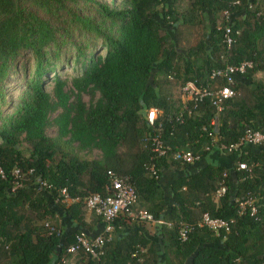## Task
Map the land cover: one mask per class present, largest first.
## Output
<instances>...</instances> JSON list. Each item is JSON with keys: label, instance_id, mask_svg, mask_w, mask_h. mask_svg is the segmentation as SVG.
I'll use <instances>...</instances> for the list:
<instances>
[{"label": "trees", "instance_id": "16d2710c", "mask_svg": "<svg viewBox=\"0 0 264 264\" xmlns=\"http://www.w3.org/2000/svg\"><path fill=\"white\" fill-rule=\"evenodd\" d=\"M178 8L177 0H0V97L18 62L26 55L34 62L19 102L5 115L0 105V264H64L76 234L93 237L96 225L103 226L83 201L104 194L110 173L130 180L140 205L135 210L171 226L154 225L153 236L144 222L119 218L100 260L79 253L75 264H264V151L219 149L247 130L264 133V81L256 78L264 75V0H190ZM226 10L238 33L229 50L217 27ZM179 25L201 26L205 39L181 54L172 36ZM245 61L253 68L237 77V96L217 116L205 99L183 124L174 122L181 103L173 99V80L200 85L223 63ZM69 68L75 74L65 76ZM150 109L162 112L154 126L146 119ZM159 123L170 149L153 157ZM51 128L55 137L47 135ZM208 131L218 140L206 150ZM179 151L200 158L185 164L174 158ZM213 154L230 160L212 161ZM239 163L253 174L238 170ZM151 164L159 179L151 177ZM15 169L22 185L12 190ZM165 171L175 173L168 186ZM38 181L50 188L40 189ZM223 181L227 190L215 199ZM63 189L74 202L64 201ZM248 194L261 206L253 217L239 216L235 199ZM59 213L63 225H50V232L45 221ZM206 213L233 220L231 232L198 227ZM180 223L192 228L185 241Z\"/></svg>", "mask_w": 264, "mask_h": 264}, {"label": "built area", "instance_id": "2783aa9c", "mask_svg": "<svg viewBox=\"0 0 264 264\" xmlns=\"http://www.w3.org/2000/svg\"><path fill=\"white\" fill-rule=\"evenodd\" d=\"M232 6H240V1H235ZM232 15V13L226 10L223 12L221 22H217L218 30L223 32V44L226 45L228 50L234 43L233 34H238L237 32L233 33L231 28L233 21ZM220 59H223V56H220ZM252 68L253 63L248 61L242 62L239 65L223 63L218 68L212 69L202 84L197 85L196 82H187L182 86L181 111L179 112V115L175 117L174 122L177 125L183 124L185 116H192V114L197 111L198 107L204 103L205 99H208L210 105L214 107L215 115L217 116L223 110L224 103L237 96V91L235 90L237 77L243 75L247 70ZM161 115V111L150 109L147 112L146 119L151 126H154L155 122ZM210 125L215 127L216 120L213 119ZM162 129V123H159L155 128L156 133L152 138L153 157L167 155L170 149L162 139ZM203 131H207L206 128H203ZM207 136L211 139L210 145L206 147V150H209L211 147L217 145L218 139L213 132L208 131ZM248 146H264V133L247 130L235 144L226 145L221 143L219 144V149L229 153L237 152L241 155L243 149ZM174 158L176 160H181L185 164H193L199 160L200 156L194 155L191 151H179L174 155ZM149 170L151 177L159 179L158 171L153 164L150 165ZM238 170L247 172V176L253 174L252 167L247 166L245 163H239ZM12 176L15 181V186L12 190H15L22 185V175L20 170H13ZM0 177H5L1 169ZM38 187L43 190L50 188L45 181H38ZM226 190L227 186L223 181L219 190L215 193V197L218 199L223 196ZM262 192L264 193V185L262 187ZM61 194L64 197V201L68 203L75 201L68 197L64 189L61 191ZM263 197L264 196L260 197L261 200ZM235 202L237 203L239 216L248 215L253 217L258 213L259 207L261 206L260 199L257 196H252L250 194L243 198H236ZM136 203V190L130 180L127 177H117L110 173V183L106 186L104 194H93L83 201L86 212L100 218L103 224L102 232L93 237H89L84 233L76 234L74 242L66 248V256L74 258L79 253H83L91 259L99 261L105 253L106 244L112 241L115 230V221L122 217L130 218L132 221L153 225L166 224L169 227L171 226L170 223H165L160 220L155 221L145 210H135ZM232 224L233 220L226 221L220 218H212L206 213L202 216L201 221L198 223V227H205L218 235L220 232L225 234L230 233ZM47 228L50 232L54 231V229L48 225ZM191 229L192 228L188 225L180 223L178 227L179 238L182 241H185ZM68 261L69 259L67 258L63 259L64 264H69Z\"/></svg>", "mask_w": 264, "mask_h": 264}, {"label": "rangeland", "instance_id": "374dc122", "mask_svg": "<svg viewBox=\"0 0 264 264\" xmlns=\"http://www.w3.org/2000/svg\"><path fill=\"white\" fill-rule=\"evenodd\" d=\"M189 1L190 0H177V5L179 6L178 10H183L184 8H186L189 4ZM102 2L107 3V4L118 5L121 2V0H102ZM222 16H223V13L219 14L217 22H221ZM168 31H170L169 28H168ZM172 36H173V42L175 43V47H176L177 51L180 52L181 54L184 53L185 51H187L188 48L194 47L200 41L205 39L203 28L201 26L179 25L175 28V34ZM33 63L34 62L31 58V56L26 55L23 59H21L18 62V65H19L18 72L11 75L6 80V82L4 84V95L2 97H0V105H5L2 108L3 109L2 115L9 113L12 110V107H14L19 102L20 95H22V92L25 88V84H24V81L22 80V78H23L24 74L28 75L30 73V71L33 70V67H34ZM23 67H25V70L23 69ZM74 74L75 73H73V71L70 70V68H69L66 70L65 76H67V75L72 76ZM256 78L264 81V75H262V74H257ZM173 83L174 84H173L172 91H171L173 99L176 103H178V101L181 103V101H182L181 100L182 87L180 86L181 83H180V81H177V79L173 80ZM51 87H52L51 84L47 85L48 90H50ZM84 101L88 104L90 101V96L85 95ZM47 135L50 137H55V135H56L55 129L54 128L48 129ZM95 154L98 156V152H96ZM173 179L174 178L171 175L165 174L163 177V183L165 184V186H168L169 183ZM39 191H42V190L39 189ZM215 199H217V198L215 197ZM136 206L139 207L140 206L139 203H137ZM50 207L52 209H57L56 205L54 206L53 203H50ZM61 222H62L61 213H59L58 215H55L53 220L48 219L45 221V223L48 226L53 225V226H58V227L62 226ZM144 226H145V229H146V227H148L147 230L149 231V233L151 235H153V236L156 235L155 234L156 233L155 228H153V226H148L146 224H144ZM151 229H152V231H151ZM53 259H54V257H53ZM75 261H76L75 258L70 257L68 263L69 264H75Z\"/></svg>", "mask_w": 264, "mask_h": 264}, {"label": "crops", "instance_id": "0c3cea01", "mask_svg": "<svg viewBox=\"0 0 264 264\" xmlns=\"http://www.w3.org/2000/svg\"><path fill=\"white\" fill-rule=\"evenodd\" d=\"M248 149H250V150H252V151H254V152H258V151H264V146H253V147H249ZM214 155V154H213ZM212 155V156H213ZM212 158V161L214 160V161H217V162H219V163H222V164H225V165H227V163H228V161L230 160V158L229 157H227V156H222V155H214V157H210L209 159H211ZM199 166H202V165H204L205 164V161H200L199 163H197ZM196 164V165H197ZM195 165V166H196ZM165 174H169V175H171L173 178H175V173H173V172H169V171H165L163 174H162V178L164 177V175ZM230 183H231V185L234 187L235 186V180H234V178H230ZM89 215H91L90 213H88ZM144 224H146V225H148V226H153V228H155V226L153 225V224H149V223H143V225ZM61 225H63V220H62V222H61ZM148 229V227H146V229H145V231L146 232H148L149 233V231L147 230ZM103 230V226L102 225H96V228H95V230H94V232L92 233V234H95V232L97 231V233L96 234H99L101 231ZM143 230V229H142ZM151 231H152V229H151ZM154 232V231H153Z\"/></svg>", "mask_w": 264, "mask_h": 264}]
</instances>
